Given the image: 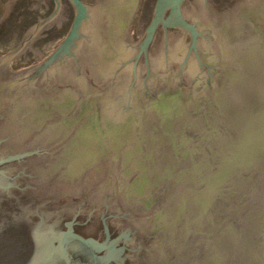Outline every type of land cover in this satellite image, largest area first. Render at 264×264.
Segmentation results:
<instances>
[{"label": "water", "instance_id": "95a60500", "mask_svg": "<svg viewBox=\"0 0 264 264\" xmlns=\"http://www.w3.org/2000/svg\"><path fill=\"white\" fill-rule=\"evenodd\" d=\"M69 1L0 59V264H264V0Z\"/></svg>", "mask_w": 264, "mask_h": 264}, {"label": "rangeland", "instance_id": "374dc122", "mask_svg": "<svg viewBox=\"0 0 264 264\" xmlns=\"http://www.w3.org/2000/svg\"><path fill=\"white\" fill-rule=\"evenodd\" d=\"M65 7L64 18L67 20L61 29L52 28L40 36L32 48L39 49L45 56L38 60L32 52L26 53L9 65L11 72L31 69L48 60L66 42L67 36L76 18V9L69 0H60ZM85 5L95 7L100 0H81ZM159 0H140L137 15L132 23L130 39L133 43H140L146 36L157 10ZM219 15L232 12L243 0H210ZM56 0H0V59L6 57L19 47L27 32L41 21L55 12Z\"/></svg>", "mask_w": 264, "mask_h": 264}, {"label": "flooded vegetation", "instance_id": "af4514ba", "mask_svg": "<svg viewBox=\"0 0 264 264\" xmlns=\"http://www.w3.org/2000/svg\"><path fill=\"white\" fill-rule=\"evenodd\" d=\"M109 1V0H108ZM189 1V0H188ZM188 1H186L185 3H187ZM203 1H206V0H203ZM109 3V6L110 7H113L112 6V4H111V2L109 1L108 2ZM183 6V5H182ZM89 8H90V11L92 10V9H96V7L95 8H93V7H90V6H88ZM183 8V7H182ZM90 21V20H89ZM118 30H120V31H124V30H127L128 29V26H120V28H117ZM112 31H113V29H112ZM103 222H104V227H105V232H106V234H107V236H109V231H108V223H107V221L105 220V219H103ZM92 247V246H91ZM93 248V247H92ZM100 248H98L97 250L95 249V248H93V250L96 252V253H98L99 251H101V249L99 250ZM65 252H66V255L68 256V258H69V260H70V262H71V259H70V257H69V254L67 253V251H66V248H65ZM100 253V252H99ZM62 256V255H61ZM63 257V259H64V264H67L66 263V260H65V258H64V256H62Z\"/></svg>", "mask_w": 264, "mask_h": 264}]
</instances>
